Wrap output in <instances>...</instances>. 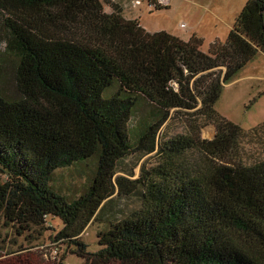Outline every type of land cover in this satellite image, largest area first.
I'll use <instances>...</instances> for the list:
<instances>
[{
    "label": "trees",
    "instance_id": "obj_1",
    "mask_svg": "<svg viewBox=\"0 0 264 264\" xmlns=\"http://www.w3.org/2000/svg\"><path fill=\"white\" fill-rule=\"evenodd\" d=\"M202 46L196 35L148 33L110 0H0V50L13 70V92L0 87L5 226L31 237L60 220L53 264L69 254L84 264H264V123L245 131L215 110L264 54V0L246 1L224 44ZM174 114L204 117L214 138H160ZM154 153L139 179L118 175ZM83 166L92 175L71 198L58 176ZM117 199L137 207L106 221L89 252L82 234Z\"/></svg>",
    "mask_w": 264,
    "mask_h": 264
},
{
    "label": "rangeland",
    "instance_id": "obj_2",
    "mask_svg": "<svg viewBox=\"0 0 264 264\" xmlns=\"http://www.w3.org/2000/svg\"><path fill=\"white\" fill-rule=\"evenodd\" d=\"M119 4L127 20H137L148 33L165 31L183 41L192 35L203 40L202 51H210V45L216 41L224 44L233 28L237 16L247 0H158L166 10L155 11L147 0H110ZM105 12H111L106 6ZM3 48V47H1ZM0 50V87L13 92L12 63ZM216 112L222 117L241 126L245 131L264 123V54L259 52L232 81L223 89L221 98L215 105ZM191 129H197L203 139L211 140L216 134L215 125L205 121L199 115L174 114L162 128L160 138L168 139L178 135H188ZM249 149V148H247ZM159 158L154 154L129 158L120 168L118 175L128 181L140 178L142 170L156 165ZM92 168L81 167L78 170L64 172L58 176V184L63 191L71 192V198H77L86 188ZM137 207L133 199L114 200L101 218L104 223L90 224L81 239L89 245V252L97 251V233L106 226V221L117 218L122 211ZM118 219V218H117ZM45 229L37 231L31 237L19 236L11 227L4 224L0 215V264H53L56 255L55 244L50 242L62 227L60 220L48 218ZM62 245V244H61ZM66 246L63 245L62 253ZM60 252V253H61ZM56 255V256H55ZM58 256V257H57ZM57 259V260H58ZM62 264H84L77 256L68 255Z\"/></svg>",
    "mask_w": 264,
    "mask_h": 264
}]
</instances>
